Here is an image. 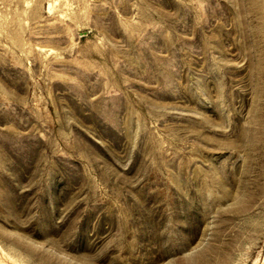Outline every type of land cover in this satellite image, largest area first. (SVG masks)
I'll use <instances>...</instances> for the list:
<instances>
[{"label": "rangeland", "instance_id": "374dc122", "mask_svg": "<svg viewBox=\"0 0 264 264\" xmlns=\"http://www.w3.org/2000/svg\"><path fill=\"white\" fill-rule=\"evenodd\" d=\"M0 264H264V0H0Z\"/></svg>", "mask_w": 264, "mask_h": 264}, {"label": "bare ground", "instance_id": "6f19581e", "mask_svg": "<svg viewBox=\"0 0 264 264\" xmlns=\"http://www.w3.org/2000/svg\"><path fill=\"white\" fill-rule=\"evenodd\" d=\"M0 262H2V261L0 260Z\"/></svg>", "mask_w": 264, "mask_h": 264}]
</instances>
